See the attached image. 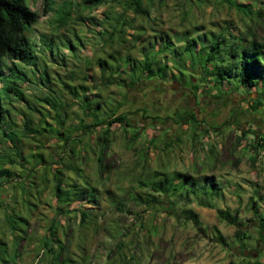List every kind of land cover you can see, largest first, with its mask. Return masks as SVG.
<instances>
[{"label":"rangeland","instance_id":"rangeland-1","mask_svg":"<svg viewBox=\"0 0 264 264\" xmlns=\"http://www.w3.org/2000/svg\"><path fill=\"white\" fill-rule=\"evenodd\" d=\"M152 1H145L150 18L126 13L131 26L126 28V42L121 50L124 55L135 44L134 36L143 37L145 42L159 33L181 38L184 33H191L200 37L210 30L220 31L219 27H228L229 23H234L236 29L252 30L256 39L264 44V20L255 23L221 0ZM27 4L40 15L27 31L32 50L41 57L40 72L35 67L18 65L33 82L41 80L42 69L47 70L56 94L43 85L20 83L28 101H13V106L9 107L10 117L6 116L11 129L4 127L20 135V157L9 149L11 142L2 136L0 128V169L11 171L8 182L0 179V240L9 244L13 254L7 215L14 212L27 219L28 235L18 247L20 264H59L60 258L56 261L53 257L55 252L58 254L56 249L39 262L37 256L39 239L46 236L54 221L57 235L66 248L64 255L82 264H126L128 261L131 262L128 264H240L246 257L264 264V242L260 240L264 235L262 238L252 205L255 199L264 215V149L254 146L256 139L264 137V103L259 105V101H264V89L253 87L250 91L241 88L237 91V84H216L210 69L194 64L184 54L176 58L171 54L162 59L161 64L169 68L166 77L142 81L128 89L101 86L98 59L108 60L111 67L121 63L116 64L110 57L116 50L113 43L118 37L114 36L113 43H103L117 25L116 21L107 19V14L124 13V4L116 0L93 4L89 0H27ZM69 8L72 16L66 24H60V14ZM50 45L55 48L54 55ZM147 45L146 48L150 44ZM175 47L181 52L185 42L175 40ZM131 54L142 66L144 57L140 50ZM61 55L67 59V65H63ZM12 64L7 60L2 73L8 75ZM262 65L264 67V62ZM73 71L77 72L74 78L71 77ZM135 76L126 71L120 73L127 84ZM42 77L45 80L44 74ZM64 84L74 87L75 91H69ZM181 87H191L194 91L187 92ZM1 92L3 98L9 95L5 89ZM49 94L54 96L60 109L39 100ZM85 94L88 101L94 102L92 114L109 118L115 110L117 115L126 113L130 124L137 129L134 132L127 124L128 131L122 125L113 127L106 161L110 173L103 177L98 170L97 155L93 153L94 144L88 148L86 156L81 146L67 148L62 168L60 166L65 179L80 182L78 174L70 167H81L83 176L92 179L101 190V218L95 226L80 232L79 218L74 211L78 204L65 207L73 211L68 215L59 214L53 179L66 145L55 132H72L88 118L89 113L85 112L81 101ZM195 109L196 122L191 117L185 119ZM58 110L63 116L62 124L57 122ZM28 119L41 134L24 133ZM101 131V128L95 130L93 139H97ZM135 134L136 139L132 137ZM253 157H257L255 163ZM158 171L175 178L176 173H181L196 180L197 184H190V190L196 185L198 189L203 188L206 186L203 178L213 177L220 184L223 196L212 199L201 191L202 194L187 196L185 191L179 190L175 196L164 197L147 186ZM27 174L35 177L34 183L20 179ZM24 189L27 190L24 192ZM139 195H159L163 204L145 205L138 200ZM203 198L212 200L215 208L202 206ZM183 209L195 211L202 225L198 227L177 215V211ZM219 210L238 214L251 239L246 246L240 247L235 237L236 227L223 221ZM260 223L264 224L262 220ZM221 238L228 241V247L219 243ZM121 242L123 260L116 246Z\"/></svg>","mask_w":264,"mask_h":264},{"label":"trees","instance_id":"trees-1","mask_svg":"<svg viewBox=\"0 0 264 264\" xmlns=\"http://www.w3.org/2000/svg\"><path fill=\"white\" fill-rule=\"evenodd\" d=\"M101 1L102 0H89V3L93 4ZM116 1L124 4L125 12L121 14L115 13L117 16L107 14V19L116 21L117 25L114 28V31L110 32V38L108 40L103 39V43H113L114 36L116 35V37H118V40L113 43L116 45V50H114L113 54H110V57L114 59L116 64H119V62L121 63L117 65V67H111L108 60L98 59V67L102 72L100 79L101 86L108 87L117 85L123 86L124 89H128V87H134L142 81H155L159 77H166L169 73V68L167 64H161L162 59H167L171 54L175 58L181 57V55L183 56L184 54L187 55L193 63L195 62L194 64H200L204 68L210 69V74L216 77V84H237V91L240 88L250 91L253 87L256 88V90L258 88H260V90L264 89V67L262 65L264 62V44L256 39L252 30L249 29V31H243L240 30V28L236 29L234 23H229L230 25L228 27H219L220 31L210 30L204 32L200 37H194L191 33H184L182 38L179 35L171 36L166 33H159L150 37L148 42H145L143 41V37L140 38L134 36L135 44L130 47L124 55L121 50L124 49V44L126 42V28L131 26L129 25V19L126 18V13L131 12L134 16L139 15L148 18H150L151 13L147 8L148 4H145L146 0ZM149 2L153 1L149 0ZM221 2L235 8L240 14L249 17L255 23L260 20H264V8L262 7L264 1L262 0H221ZM47 6L48 3L46 4L45 12H47ZM72 13L73 11L71 8L63 11L58 18V22L60 24H66L69 17L72 16ZM39 17V13L28 6L27 0H0V83H2V86L0 87V128L2 129V136L10 140L12 146L9 149L15 150L14 155L16 157L21 156L22 139L18 133L15 131H7L4 127L7 125L10 128V123L7 122L6 116L10 117L9 107L13 106V101L18 100L26 103L28 101L24 91L21 89L20 83L30 82L33 84L43 85L46 89L55 93L53 88L54 83L49 81V73L47 70L42 69L43 73H41V80L33 82L30 81V78L26 75L25 70L18 65V63H22L32 69L35 67L40 72L39 67H41V57L32 50L31 41L27 36V31L38 21ZM96 24L99 25V23ZM235 31H237V33H235ZM175 40L185 42V48L182 49L181 52L175 47ZM51 42L54 43V41ZM147 44L150 45L148 46ZM146 45L148 46L147 48ZM50 47L51 54L54 55L55 48L52 45H50ZM137 49L140 50L144 57L142 66L141 62L133 59L131 54L132 51ZM57 50L58 52H61L60 47H57ZM7 60H10L13 64L9 69L8 75H5L2 73V68L6 66ZM61 61L63 65L68 64L67 59L62 55ZM122 71H126L129 75L136 74V76L133 77V80L127 84L126 81L120 77V73ZM72 73L71 77L74 78L77 72L73 71ZM42 74L46 76L45 80L43 79ZM172 78L175 80V76L173 74ZM64 86L69 91L71 90V92L75 91L74 87L67 84H64ZM192 86L195 88L194 85ZM181 88L187 92H190V90L194 91V88L191 87ZM2 89H5V91L9 93V95L5 98L2 96ZM262 92L264 93L263 90ZM75 96L78 97L77 94H75ZM96 96L102 97V95L99 94H96ZM194 96L196 95L194 94ZM53 97V95L49 94L44 98L39 97V100L54 107L55 109L58 107L60 109V105ZM87 98L88 97L85 94L81 101L84 104L83 106H85L83 107L85 112L89 113L88 118L83 119L79 127L72 132H55L57 136L62 138L66 144L60 163H58L59 167L54 170V191L59 204L57 210L59 214L65 215L73 212L65 210V207L69 208L72 205L78 204L74 211L77 213V217L79 218L80 232L92 228L96 225V222L100 220L101 216L99 215V211L102 207L101 190L91 182L92 179H87L83 176L81 167H75V169H73L67 165L70 167V170H73L76 174H78L80 182L73 181L69 178L65 179L66 175L61 168L63 165V157L67 154V148L72 145L75 147L81 146L85 153L84 155L86 156L89 153L88 148L91 149L94 144L95 149L93 153L97 155L96 161L98 164V170L101 177H103L104 175L110 173L109 165L106 161L109 156L110 138L113 135V127L115 125H122L124 129L128 131L126 126L127 124L134 132H136L137 129L130 124L129 115L126 113L117 115V111L115 110L109 118L106 117L107 115L100 118V115L102 116L103 114H92L91 108L94 105V102L88 101ZM263 103L264 101H259L260 106L263 105ZM29 108L32 109L31 106H29ZM35 111L40 110L35 109ZM56 116L57 122L62 124L63 121L60 118L63 116L59 110L57 111ZM196 118L197 117L195 115H192L191 120L196 122ZM89 120H93V122L90 123ZM31 122V119H28L25 123L24 133L27 135L41 134V131L34 128ZM100 128L102 131L98 135V138L93 139V132ZM50 131H52V129H50ZM78 132H80V135ZM132 137L136 139L138 136L136 137L135 134ZM255 144L256 145L254 146L264 149V137L256 139ZM70 152L74 153V149H71ZM252 160L255 163L257 157H253ZM10 175L11 171L9 169H0V179L4 178V180L6 179L5 181L8 182L7 178ZM176 176L177 177L175 178L171 174L158 171L154 174V179H152L147 186H149L153 192L169 198L171 196H175L174 193L179 190L185 191L187 196L190 194L199 195L198 192L200 191L205 196L210 195L212 199L223 196L220 184L217 183L213 177L203 178L205 179L204 182L206 184L203 188L200 187L198 189V186L194 185V188L197 191L195 192V189L190 190V184L192 182L197 184L196 180L190 179V177L181 173H176ZM23 178L28 180L30 183L35 182V177L30 174H27L25 177H20V179ZM26 190L27 189H24L23 191L25 192ZM137 198L141 203L149 206H159L163 204L159 195H150V197H143L139 195ZM260 199L263 200V198ZM200 204L208 208H215V204L210 199L204 200L203 198L201 199ZM252 205L257 215V220L259 221L257 227L259 228L261 237L263 238L264 224H261L260 222L261 220L264 222V215L261 214V208L255 199L253 200ZM119 207L121 206L119 205ZM177 215L181 217L183 216V218L188 221H192L193 224L198 227L202 225L199 215L192 209L177 211ZM218 215L227 224L236 227L235 237L237 238V242L240 247L246 246L247 242L251 239H249L250 237L248 233L244 230V225L239 220L238 214L232 215L229 210H219ZM7 222L13 236L12 246L14 247V253L12 254L10 252L9 244L5 240H0V264H20V250L18 247L26 240L29 223L26 218L19 216L14 212L7 215ZM24 225L26 228L23 227ZM57 230L58 227L54 221L49 227L46 236L43 239H39L40 245L38 247L39 252L37 254L38 262L43 256H47V254L51 255L54 249H56L58 250V254L55 252L53 257L56 261L60 258V261H58L59 264H82L73 257L64 255L66 248L62 239H60L57 235ZM260 240L264 242V239ZM219 241V243L225 247L229 246L226 239L221 238ZM82 244L84 245V243ZM83 245H79L82 250L85 249ZM116 246L120 252V260H123L124 256L121 253L124 246L123 242L117 243ZM83 261H86V259L83 258ZM128 263L131 262L128 261ZM240 264L259 263L257 260L253 261L246 257V259Z\"/></svg>","mask_w":264,"mask_h":264},{"label":"flooded vegetation","instance_id":"flooded-vegetation-1","mask_svg":"<svg viewBox=\"0 0 264 264\" xmlns=\"http://www.w3.org/2000/svg\"><path fill=\"white\" fill-rule=\"evenodd\" d=\"M192 115H195L197 117L198 113H197L196 109H195V111L191 112L190 114L188 113L187 116H186V118L192 117Z\"/></svg>","mask_w":264,"mask_h":264}]
</instances>
